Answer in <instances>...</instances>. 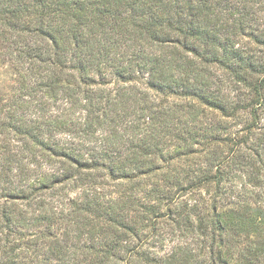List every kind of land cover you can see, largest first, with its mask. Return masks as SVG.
Segmentation results:
<instances>
[{
  "label": "trees",
  "instance_id": "trees-1",
  "mask_svg": "<svg viewBox=\"0 0 264 264\" xmlns=\"http://www.w3.org/2000/svg\"><path fill=\"white\" fill-rule=\"evenodd\" d=\"M0 55V264H264V0H0Z\"/></svg>",
  "mask_w": 264,
  "mask_h": 264
},
{
  "label": "rangeland",
  "instance_id": "rangeland-1",
  "mask_svg": "<svg viewBox=\"0 0 264 264\" xmlns=\"http://www.w3.org/2000/svg\"><path fill=\"white\" fill-rule=\"evenodd\" d=\"M13 82V70L10 62L0 55V92H4L9 89ZM177 241V238L166 239L164 241V248L162 251H168ZM82 243H86L84 238L81 240Z\"/></svg>",
  "mask_w": 264,
  "mask_h": 264
}]
</instances>
